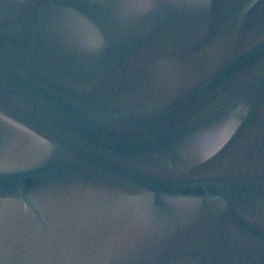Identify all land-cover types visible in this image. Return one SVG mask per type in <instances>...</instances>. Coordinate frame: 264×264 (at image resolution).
Masks as SVG:
<instances>
[{
  "label": "water",
  "instance_id": "water-1",
  "mask_svg": "<svg viewBox=\"0 0 264 264\" xmlns=\"http://www.w3.org/2000/svg\"><path fill=\"white\" fill-rule=\"evenodd\" d=\"M0 264H264V0H0Z\"/></svg>",
  "mask_w": 264,
  "mask_h": 264
}]
</instances>
